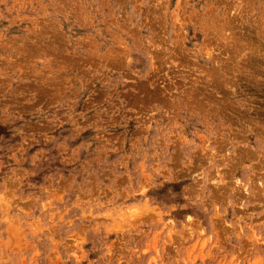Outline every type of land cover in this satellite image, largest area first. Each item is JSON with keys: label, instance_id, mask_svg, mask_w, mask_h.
Here are the masks:
<instances>
[{"label": "clouds", "instance_id": "9594fccd", "mask_svg": "<svg viewBox=\"0 0 264 264\" xmlns=\"http://www.w3.org/2000/svg\"><path fill=\"white\" fill-rule=\"evenodd\" d=\"M0 264H264V0H0Z\"/></svg>", "mask_w": 264, "mask_h": 264}]
</instances>
